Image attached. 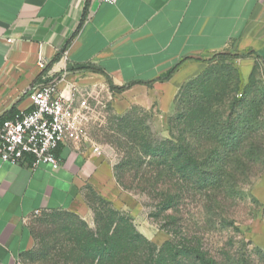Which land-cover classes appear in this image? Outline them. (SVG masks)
I'll use <instances>...</instances> for the list:
<instances>
[{"label":"crops","instance_id":"0c3cea01","mask_svg":"<svg viewBox=\"0 0 264 264\" xmlns=\"http://www.w3.org/2000/svg\"><path fill=\"white\" fill-rule=\"evenodd\" d=\"M232 48L264 63V0H0V117L31 109L30 88L64 64L102 70H69V79L154 86L165 107L205 58ZM173 68L170 79H160ZM57 154L58 169L33 167L29 155L18 164L0 158V264H22L34 244L32 214L73 210L88 187L114 186L90 144L64 143Z\"/></svg>","mask_w":264,"mask_h":264},{"label":"rangeland","instance_id":"374dc122","mask_svg":"<svg viewBox=\"0 0 264 264\" xmlns=\"http://www.w3.org/2000/svg\"><path fill=\"white\" fill-rule=\"evenodd\" d=\"M203 63L202 71L176 96L183 91L184 111L193 109L200 120L195 125L198 154L214 152L219 157L216 167L221 170L211 198L199 194L193 202L184 199L183 211L177 216L188 231H198L212 253L239 254L241 259L252 257L254 264H264V63L255 54L236 48L207 57ZM64 72L56 73L55 80L61 88L79 89V97L88 99L90 140L99 146L102 165L114 186L108 181V187L101 190L88 187L73 210L32 214L28 219L34 239L31 249L53 244L70 230L94 227L97 214L111 208L131 215L140 233L163 244L171 235L152 217V200L142 191L124 188L118 174L131 151L127 135L131 128L137 126L155 140L177 132L170 125L177 111L176 96L163 107L161 92L154 86L112 91L107 83L89 75L69 79L67 74L61 75ZM184 74L189 72L176 81ZM209 106L212 116L208 123ZM181 127L185 139L192 135L190 125ZM130 175L125 173L128 188L133 185ZM32 257L26 252L21 263L41 264Z\"/></svg>","mask_w":264,"mask_h":264},{"label":"trees","instance_id":"16d2710c","mask_svg":"<svg viewBox=\"0 0 264 264\" xmlns=\"http://www.w3.org/2000/svg\"><path fill=\"white\" fill-rule=\"evenodd\" d=\"M101 72L93 65H82L69 70ZM176 68L169 70L161 80L172 77ZM112 91H122L128 86H115L107 77ZM183 92V91H182ZM182 92L176 96L177 111L170 120L177 132L165 139H151L139 127L131 128L127 134L132 143L127 159L120 166L119 183L126 189H137L145 193L154 204L152 217L157 224L170 233V239L159 245L140 233L134 219L118 209H108L97 214L95 226L85 230H70L53 244H42L29 250L35 262L41 264H254L253 258L241 259L239 254L228 252L212 253L198 236V231H188L181 224L188 198L194 201L201 194L211 198L215 178L220 168L216 167L219 157L214 152L198 154L195 141L196 113L184 111L181 105ZM212 107L206 110V119H211ZM13 109L0 117V123L11 118ZM207 123V124H208ZM182 125L192 127V135L183 137ZM209 125V124H208ZM194 132V134H193ZM125 173H130L133 185L128 188ZM137 182V183H136ZM136 186L134 187V184ZM207 209L210 204L205 206ZM176 213V216L168 214ZM195 225V223H194ZM185 229V231H183ZM193 233V234H192ZM253 262V263H252Z\"/></svg>","mask_w":264,"mask_h":264},{"label":"built area","instance_id":"2783aa9c","mask_svg":"<svg viewBox=\"0 0 264 264\" xmlns=\"http://www.w3.org/2000/svg\"><path fill=\"white\" fill-rule=\"evenodd\" d=\"M116 4L118 0H103ZM37 66L45 71L48 59L39 55ZM68 74L67 64L59 70ZM53 76V75H52ZM79 89L70 88L65 92L59 87L55 77L48 74L42 76L40 82L34 84L28 97L31 109L22 110L14 117L6 119L0 125V158L13 164L20 163L25 156L32 157V166L42 163L50 164L53 169L61 166L57 150L61 144L88 143L95 153L100 148L89 135L90 108L88 99L79 97Z\"/></svg>","mask_w":264,"mask_h":264}]
</instances>
